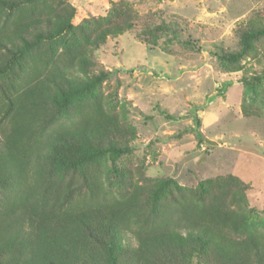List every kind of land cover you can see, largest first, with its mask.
I'll use <instances>...</instances> for the list:
<instances>
[{
    "label": "trees",
    "instance_id": "obj_1",
    "mask_svg": "<svg viewBox=\"0 0 264 264\" xmlns=\"http://www.w3.org/2000/svg\"><path fill=\"white\" fill-rule=\"evenodd\" d=\"M77 12L67 0H0V264H264L250 184L184 187L135 162L131 103L105 91L96 53L137 11L120 1L104 16ZM237 34L238 50L214 53L236 67L264 49V15ZM142 37L200 51L165 23Z\"/></svg>",
    "mask_w": 264,
    "mask_h": 264
},
{
    "label": "rangeland",
    "instance_id": "obj_2",
    "mask_svg": "<svg viewBox=\"0 0 264 264\" xmlns=\"http://www.w3.org/2000/svg\"><path fill=\"white\" fill-rule=\"evenodd\" d=\"M67 1L77 9L78 22L104 16L120 1L139 15L129 32L108 39L96 53L111 73L105 91L131 103L139 136L135 162L144 163L150 178H172L184 187L237 176L251 186L247 209L264 217V49L237 67L214 55L219 48L239 49L238 28L264 15V0ZM164 23L200 51L168 37L143 39L145 30Z\"/></svg>",
    "mask_w": 264,
    "mask_h": 264
}]
</instances>
